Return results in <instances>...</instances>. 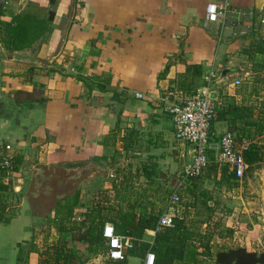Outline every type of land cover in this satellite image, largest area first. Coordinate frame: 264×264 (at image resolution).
I'll use <instances>...</instances> for the list:
<instances>
[{
    "label": "crops",
    "instance_id": "obj_1",
    "mask_svg": "<svg viewBox=\"0 0 264 264\" xmlns=\"http://www.w3.org/2000/svg\"><path fill=\"white\" fill-rule=\"evenodd\" d=\"M7 1L4 20L20 14L46 24L23 49H7L0 40V144H11L16 154L14 181L5 184L0 173V264H42L46 252L51 263L97 264L84 238L91 196L104 208L96 217L101 230L121 212H151L132 210L127 195L119 205L125 189L113 166L134 164L148 181L165 163L178 168L179 159L191 160L168 110L186 96L180 84L196 80L200 89L214 71L217 100L228 92L237 104L264 112V0ZM224 1L225 17L207 20L208 4ZM245 72L254 89L235 84ZM213 130L221 136L231 129L219 118ZM258 132L251 127L246 134L257 142ZM78 162L105 168L63 172L62 165ZM38 166L46 177H59L38 186ZM125 174L121 179L131 177ZM250 217L241 220L238 235H215L210 255L199 246L197 259L217 264V251L227 247L264 251V224ZM155 235L146 229L145 240L153 243ZM135 258L128 256V264Z\"/></svg>",
    "mask_w": 264,
    "mask_h": 264
},
{
    "label": "trees",
    "instance_id": "obj_2",
    "mask_svg": "<svg viewBox=\"0 0 264 264\" xmlns=\"http://www.w3.org/2000/svg\"><path fill=\"white\" fill-rule=\"evenodd\" d=\"M5 13V5L0 0V40L7 49H23L33 41L38 32L45 28L46 20L34 19L30 15L19 14L11 21H6L2 18ZM53 16L54 13L51 12L50 18ZM216 103L218 104L216 119L227 120L231 129L230 131L236 133L237 136L239 135L238 139L240 141L246 137L247 139H252L250 135L246 134L248 128L255 127L259 131L258 133L264 131L263 111L259 110L256 113L254 106L239 105L235 103L233 97H228L227 95L221 99L219 98ZM245 159L250 165L249 168L258 163V161L264 160V141L262 140V143H260V141L251 140L249 147L245 150ZM151 172L153 170L148 169V166L144 167V173L151 176ZM210 172L216 175L221 172L220 183L232 185L236 182L238 184L239 178L236 177L229 165L211 163L207 169V173L209 174ZM204 174L187 181V194L196 195V187L197 185L199 186L200 180L205 177ZM182 193L184 192L181 190L180 195ZM131 208L133 210L134 206ZM159 218L160 215L152 212H145L141 215H137L135 212H121L119 219H115L112 223L115 225L116 232L135 237V246L126 252L123 260L108 259V264H128V256L140 257L143 262L149 250L155 253L156 264H204L196 257L198 246L195 245L194 239L196 235L200 234L199 230L192 231L186 225L185 218L179 214L175 217L174 225L157 230ZM93 222L94 219L90 222L86 233H84V238L89 243L91 250L97 251V246H103L104 243L106 245V239L103 236L104 226L102 230L98 228L96 231L94 230V225L91 224ZM146 229L156 230L153 243L145 240ZM189 240H193L194 242L190 248H188ZM205 240L206 242H201ZM209 241V237L200 236L199 246L203 247V251H199V253L211 254ZM215 261L217 264H264V251H248L242 246L222 248L217 251ZM42 264L47 263L42 261ZM50 264L60 263L59 261H55L54 263L50 262ZM64 264H68V259L65 260Z\"/></svg>",
    "mask_w": 264,
    "mask_h": 264
},
{
    "label": "rangeland",
    "instance_id": "obj_3",
    "mask_svg": "<svg viewBox=\"0 0 264 264\" xmlns=\"http://www.w3.org/2000/svg\"><path fill=\"white\" fill-rule=\"evenodd\" d=\"M242 81L240 90L242 88L245 90L250 88L254 89V87H252L253 83L249 80V73L245 72L243 74ZM198 84L199 83L194 80L192 84H180L177 88L182 90L183 93L185 92V97H187L197 91ZM226 94L228 97H232L228 92ZM259 136L260 138L257 141H264V131L259 133ZM179 153L177 154L176 160L179 159ZM130 159H132V156ZM180 160L181 159H179V162L182 164L178 163V168H172V164L169 163L161 165L159 171L158 169L157 171L155 170V176L152 180L148 181L143 179V177L137 176V169L134 164L130 165L124 161L122 164L119 163L114 165V175L118 177L116 178L119 181L118 184L122 185L120 186L121 189H125L122 192L118 190L121 192L118 193L116 197L120 200L119 205H121L124 198L129 196L133 204L136 205L134 209L137 210V213H140L144 208L150 207L152 213L161 215L168 206V195L171 194L170 192L174 190L175 186L180 181L181 173H179V169H181L180 172L183 171L185 164L189 163L186 161L187 157H183L182 162ZM116 168L118 170H116ZM124 172L129 173L128 175L131 177L128 179H121L126 175ZM219 173L217 175L211 172L208 174L206 171L204 174L205 177L200 180L199 186L197 185L196 187V195H192L191 193L187 194L186 190L188 183L186 182L183 184L182 191L184 193L181 195L178 213L185 218L186 225L190 227L192 231L199 230L202 237L206 236L212 240V238L215 239V235H222L225 237H234L238 235L236 231L239 230V223L241 220L247 219V216H251V220L253 216L259 217L264 224V160L258 161V163H255L254 166L249 168L246 175L238 180V184H236V182L232 185L220 183L222 175ZM123 185L128 186L129 190ZM74 186H70L69 188H74ZM97 187L99 188V185H96V188ZM96 200H93L91 196V198L85 199V203L89 204L87 206L88 209H93H91L92 215L88 218V224L90 225V222L94 219V222L91 224L94 225V230L97 231L101 221L96 220V217L97 215L100 217L104 208L100 206L99 203L95 202ZM141 214L142 213H140V215ZM231 220L234 224L231 226L229 224V226L226 227L227 223H231L229 222ZM89 225L87 226L89 227ZM86 230H88V228H86ZM200 234L196 235L194 239L195 245L198 247L200 245ZM97 247V251H94L95 255L91 254L92 257L97 259L100 258V261L96 262L97 264H108V258L104 255L107 250L105 243L103 246L100 245ZM51 256L50 252H46L42 259L47 264H50ZM87 261V259L84 260V262ZM132 262L134 264L143 263L139 257H136Z\"/></svg>",
    "mask_w": 264,
    "mask_h": 264
},
{
    "label": "built area",
    "instance_id": "obj_4",
    "mask_svg": "<svg viewBox=\"0 0 264 264\" xmlns=\"http://www.w3.org/2000/svg\"><path fill=\"white\" fill-rule=\"evenodd\" d=\"M6 5L7 0H1ZM229 4L212 2L207 6V20L218 21L221 16L225 17ZM264 22V15L262 17ZM214 71L206 75L207 84L194 94L180 101L169 103L168 110L171 112L176 136L188 143V153L191 160L181 172L180 181L168 196V206L160 215L157 230L174 225L175 217L179 214L181 202V190L183 184L189 179L203 175L211 163L217 165H229L236 177L242 179L249 169V163L245 159V150L249 147L250 140L242 138L240 141L236 133L227 131L218 136L213 130V123L217 117V99L212 97L211 87ZM242 79H237L235 84L240 86ZM143 97L142 93H137ZM220 103V102H218ZM0 173L5 184L14 181L16 174V154L11 144H0ZM103 236L106 239L107 250L105 256L112 260H123L126 252L135 246V237L116 232L112 222H106L103 228ZM143 264H156V255L149 250L146 253Z\"/></svg>",
    "mask_w": 264,
    "mask_h": 264
},
{
    "label": "water",
    "instance_id": "obj_5",
    "mask_svg": "<svg viewBox=\"0 0 264 264\" xmlns=\"http://www.w3.org/2000/svg\"><path fill=\"white\" fill-rule=\"evenodd\" d=\"M23 2H26V0H23ZM212 97L214 99H217V96L215 93H212ZM64 171L63 172H70V171H78V172H84L86 169H91V170H94V169H97L99 167H103L101 164H96V163H66L64 165H62ZM105 168V167H103ZM37 170H38V174L40 176L41 179H39L37 185L38 186H41L45 181H48L50 182L54 177L55 178H58L59 175L55 172H53V178L50 176V177H46L44 174V168L42 167H37ZM49 187H52V185H48Z\"/></svg>",
    "mask_w": 264,
    "mask_h": 264
}]
</instances>
